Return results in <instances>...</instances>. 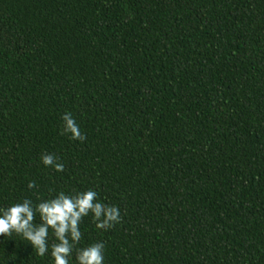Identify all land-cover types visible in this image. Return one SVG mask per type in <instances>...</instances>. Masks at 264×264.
I'll use <instances>...</instances> for the list:
<instances>
[{
	"label": "trees",
	"instance_id": "1",
	"mask_svg": "<svg viewBox=\"0 0 264 264\" xmlns=\"http://www.w3.org/2000/svg\"><path fill=\"white\" fill-rule=\"evenodd\" d=\"M88 189L105 264H264V0H0V207Z\"/></svg>",
	"mask_w": 264,
	"mask_h": 264
},
{
	"label": "clouds",
	"instance_id": "2",
	"mask_svg": "<svg viewBox=\"0 0 264 264\" xmlns=\"http://www.w3.org/2000/svg\"><path fill=\"white\" fill-rule=\"evenodd\" d=\"M63 133L70 134V139L83 141L82 134L70 112L61 117ZM57 157L46 154L41 157L44 166H51L62 172L63 164L56 163ZM30 181L28 189L35 187ZM39 223H34L36 216ZM86 216H91L96 229L107 231L120 221V210L117 206L102 202L98 193L92 189L69 195L61 191L51 198L33 203L30 199L0 207V236H11L15 233L33 249L36 255L43 257L50 254L52 264H72L75 253V264H105V245L96 242L85 247H77L82 240L80 223ZM51 237L54 242L49 243Z\"/></svg>",
	"mask_w": 264,
	"mask_h": 264
}]
</instances>
